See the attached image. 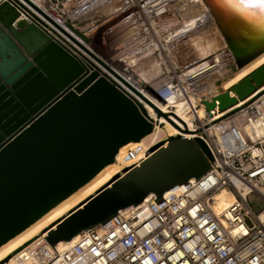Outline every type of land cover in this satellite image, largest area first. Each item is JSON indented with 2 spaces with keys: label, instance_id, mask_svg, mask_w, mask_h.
Instances as JSON below:
<instances>
[{
  "label": "built area",
  "instance_id": "obj_1",
  "mask_svg": "<svg viewBox=\"0 0 264 264\" xmlns=\"http://www.w3.org/2000/svg\"><path fill=\"white\" fill-rule=\"evenodd\" d=\"M18 1L41 20L48 34L91 60L100 75L143 106L153 129L159 121L149 108L159 118L153 106L161 110L157 103H165L167 120L178 127L175 136L200 138L211 160L200 176L83 229L66 249L51 244L47 232L37 234L13 252L12 264H264V206L255 212L248 201L256 194L264 202V92L216 120L204 108L206 116H200L204 99L196 91L199 81L231 68L233 56L224 46L201 61L177 52L208 19L213 23L207 9L200 18L186 20L181 14L184 0H29L35 8ZM109 17L123 22L117 35L118 29L93 31ZM68 22L80 23L81 35ZM111 30L114 38H123L107 46L103 38ZM151 58H159L161 71L144 79L135 68ZM177 103L193 108L191 130L188 122L175 121L171 106ZM152 146L125 150L122 162L128 164L119 178L139 167L152 154ZM223 188L233 201L218 210L216 193Z\"/></svg>",
  "mask_w": 264,
  "mask_h": 264
},
{
  "label": "water",
  "instance_id": "obj_2",
  "mask_svg": "<svg viewBox=\"0 0 264 264\" xmlns=\"http://www.w3.org/2000/svg\"><path fill=\"white\" fill-rule=\"evenodd\" d=\"M196 2L207 9L233 56L231 70L264 52V17L244 13L229 0ZM40 23L20 1L0 2V246L114 162L121 147L153 130L143 106ZM67 26L78 27L81 35L80 23ZM263 84L264 63L233 86V96L225 91L203 100L202 106L213 116L215 109L235 105ZM153 107L158 116L167 117ZM150 151L139 167L121 178L116 175L110 187L103 186L83 208L65 215L61 230L48 233L50 243L68 240L150 193L159 197L200 176L211 160L198 137H169Z\"/></svg>",
  "mask_w": 264,
  "mask_h": 264
},
{
  "label": "bare ground",
  "instance_id": "obj_3",
  "mask_svg": "<svg viewBox=\"0 0 264 264\" xmlns=\"http://www.w3.org/2000/svg\"><path fill=\"white\" fill-rule=\"evenodd\" d=\"M204 8V5H202L200 2H196V0H184V3L181 5V9L183 11L181 14L184 18H186V20H194V18L197 16L199 18L201 17ZM204 19L205 18L203 16V20ZM208 20L205 28L202 31L193 33L185 42H183V44L179 47V50L177 49V52L179 54L181 52L184 58L191 60L194 59L197 61L205 60L209 56L217 54L218 51L223 47V40L219 31L215 25ZM110 21L114 22V26L112 27L113 29L120 28L123 23L122 21H119V18L109 17L103 24L101 23L95 29H93V31L97 29L96 32H98V30H100L102 27L108 25V22ZM120 31L121 30L118 29L116 35ZM114 36L110 38L108 43L109 46H112L113 44L117 43L118 40L123 38V36H116V38H114ZM106 50L108 51V47ZM263 63L264 52L239 69L231 70V68L228 67L222 68L218 72L210 74L200 80L196 91L199 92L204 100H211L212 97L225 91H229L230 96H233V86ZM161 66L162 63L159 58H151L148 61L140 64L137 68H135V70L141 75L142 78L150 79L156 73L158 74L161 71ZM217 81L218 83H216ZM262 92H264V84L257 88L253 93L248 95L245 99L238 101L235 105L223 111L217 110L211 120H216L225 116L226 114L233 112L234 110H239V107L244 105L249 100L257 97ZM157 105L164 113L167 112V108L164 105L159 103H157ZM175 105V115L173 116L175 121L180 125L188 122V130H191L189 119L191 117V113H193V108L191 106H181L180 103ZM149 112L152 117L159 121V124H156L155 128L150 133L142 137L139 141H132L121 147L115 155L114 162L106 165L86 184L81 186L67 198L63 199L48 212L43 214L40 218L26 227L23 231L9 239L7 242L3 243L0 246V264H12L13 259L11 256L18 248L34 238L37 234H46V232L49 233L51 231L58 230L59 226L64 222L63 217L65 215H68L69 212L77 206L78 209L83 208L86 204H88V198L103 188V186L108 184L107 187H110L114 182L112 180L115 178V176L118 175L123 166L128 164V161L122 162V155L125 150L132 147H139L141 148V151H143L152 145L154 146L155 144H158V142L164 140L165 138L174 137L177 135V126H173V124L167 120L168 117H165L164 115L159 116V118L156 117L151 108H149ZM197 113L200 116H206L202 106H200ZM174 187H171L166 191L174 189ZM152 195L153 193L148 194L145 197L146 200L152 198ZM216 199L218 203L217 209L221 210L233 201V196L227 189L223 188L216 193ZM83 231L84 230H80L68 240L60 239L56 243L57 249L63 250L69 247L75 242L78 235Z\"/></svg>",
  "mask_w": 264,
  "mask_h": 264
},
{
  "label": "snow or ice",
  "instance_id": "obj_4",
  "mask_svg": "<svg viewBox=\"0 0 264 264\" xmlns=\"http://www.w3.org/2000/svg\"><path fill=\"white\" fill-rule=\"evenodd\" d=\"M229 2L244 13L264 17V0H229Z\"/></svg>",
  "mask_w": 264,
  "mask_h": 264
},
{
  "label": "rangeland",
  "instance_id": "obj_5",
  "mask_svg": "<svg viewBox=\"0 0 264 264\" xmlns=\"http://www.w3.org/2000/svg\"><path fill=\"white\" fill-rule=\"evenodd\" d=\"M111 23H112V25H111ZM113 23L114 22H112V21L108 22V25H106L105 27H102L100 30H98V32L101 31L103 28H107V30L110 28L113 29L112 28L114 26ZM113 33H114V31L111 30V32L103 38L104 43H106V44L109 43L110 38L113 37ZM107 46H109V44ZM101 49H102V47H101ZM248 201H249V204L251 205L252 209L255 212L259 211L264 206L263 200L260 197H258L256 194H251L248 197Z\"/></svg>",
  "mask_w": 264,
  "mask_h": 264
},
{
  "label": "flooded vegetation",
  "instance_id": "obj_6",
  "mask_svg": "<svg viewBox=\"0 0 264 264\" xmlns=\"http://www.w3.org/2000/svg\"><path fill=\"white\" fill-rule=\"evenodd\" d=\"M127 173V172H126ZM122 177V176H121Z\"/></svg>",
  "mask_w": 264,
  "mask_h": 264
}]
</instances>
